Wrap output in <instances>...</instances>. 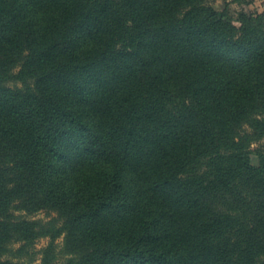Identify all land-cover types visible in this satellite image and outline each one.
I'll return each instance as SVG.
<instances>
[{"label": "trees", "instance_id": "trees-1", "mask_svg": "<svg viewBox=\"0 0 264 264\" xmlns=\"http://www.w3.org/2000/svg\"><path fill=\"white\" fill-rule=\"evenodd\" d=\"M262 139L264 13L0 0V264H264Z\"/></svg>", "mask_w": 264, "mask_h": 264}, {"label": "rangeland", "instance_id": "rangeland-1", "mask_svg": "<svg viewBox=\"0 0 264 264\" xmlns=\"http://www.w3.org/2000/svg\"><path fill=\"white\" fill-rule=\"evenodd\" d=\"M215 6L220 10L228 9L229 14L237 18L241 11H245L249 14H259L264 13V0H215ZM260 152L264 154V139L255 142L251 147V158L252 162L255 165H258L260 160ZM33 219H40L43 221H47L50 219L46 212H38L30 215ZM50 242V237H43L36 241V243L32 246L31 252L36 253V263L40 262L41 253L40 251L44 249ZM57 243L62 246L63 239H57ZM21 243H15L11 246L12 250H18ZM17 252V251H16ZM12 254V253H9ZM10 257V256H9ZM8 258V257H7ZM28 257H24L23 261L27 262Z\"/></svg>", "mask_w": 264, "mask_h": 264}]
</instances>
